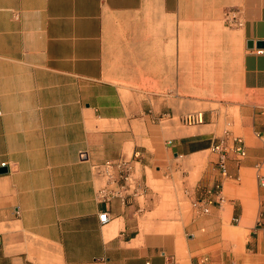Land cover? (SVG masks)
I'll use <instances>...</instances> for the list:
<instances>
[{
  "label": "crops",
  "instance_id": "obj_1",
  "mask_svg": "<svg viewBox=\"0 0 264 264\" xmlns=\"http://www.w3.org/2000/svg\"><path fill=\"white\" fill-rule=\"evenodd\" d=\"M233 7L238 81L256 97L230 121L245 154L230 150L222 175L211 146L223 132L184 127L175 95L124 96L114 78L152 65L156 85L175 83L192 38ZM250 39L264 41V0H0V264H264V53ZM135 152L146 184L155 168L191 208L215 183L223 201L174 230L145 228L159 194L99 201L91 169Z\"/></svg>",
  "mask_w": 264,
  "mask_h": 264
},
{
  "label": "rangeland",
  "instance_id": "obj_2",
  "mask_svg": "<svg viewBox=\"0 0 264 264\" xmlns=\"http://www.w3.org/2000/svg\"><path fill=\"white\" fill-rule=\"evenodd\" d=\"M236 28L224 22L223 14L218 21L209 22L206 29L203 27L201 33L205 36L192 38L190 65H174L175 83L156 85L157 80L151 78L152 65H144L143 79L140 77L141 70H136L137 65H118V68L128 71L129 76L124 73L123 77L119 70L120 76L115 77L114 81L121 86V93L124 96L135 95V90L143 91L148 99L161 95H175L177 100L186 106L185 113L203 112L202 123L194 125L183 123L184 127L209 123L208 131L222 133L226 129H235L230 125V121L239 123V104L247 101L253 103L256 97L254 93L243 91L238 81L234 35ZM195 33H199V29L193 30V34ZM181 58L183 61V55ZM142 81L144 84H141ZM234 131L238 133L237 130ZM147 180L149 191L153 190L159 194V203L155 211L145 213L143 216L142 225L145 228L159 231L174 230L180 227L189 210L192 217L206 215L191 208L190 200L185 197L179 181L169 182L162 178L155 168L147 169ZM52 264L57 263L54 260Z\"/></svg>",
  "mask_w": 264,
  "mask_h": 264
},
{
  "label": "built area",
  "instance_id": "obj_3",
  "mask_svg": "<svg viewBox=\"0 0 264 264\" xmlns=\"http://www.w3.org/2000/svg\"><path fill=\"white\" fill-rule=\"evenodd\" d=\"M224 22L231 27H240L242 25L240 11L237 8H228L223 12ZM258 54L264 53L263 47H253ZM181 121L186 125H194L202 123L203 112L194 111L182 115ZM211 150L218 154L217 166L222 175L227 173V154L230 150L237 153L239 156L245 154V145L243 137L238 134H233L229 130H224L216 143L211 146ZM140 154L135 152L130 158L106 159L101 162L93 163L91 169L95 176L104 179V184L97 188L96 198L99 201H111L118 198L122 203H131L136 200V197H143L146 194L147 184L140 173L135 162L139 161ZM4 165V163H2ZM258 180L261 185H264V175L258 174ZM222 185L215 183L208 190L213 198L198 199L194 198L191 202L195 212L208 213L213 202L219 205L223 201ZM98 219L101 224L109 220L108 212L102 211L98 214Z\"/></svg>",
  "mask_w": 264,
  "mask_h": 264
},
{
  "label": "water",
  "instance_id": "obj_4",
  "mask_svg": "<svg viewBox=\"0 0 264 264\" xmlns=\"http://www.w3.org/2000/svg\"><path fill=\"white\" fill-rule=\"evenodd\" d=\"M264 46V41L262 40H257L255 41V45H254V41L253 40H247L246 41V47L247 48H253V47H263ZM7 172V168L5 167H0V174L2 173H6Z\"/></svg>",
  "mask_w": 264,
  "mask_h": 264
}]
</instances>
